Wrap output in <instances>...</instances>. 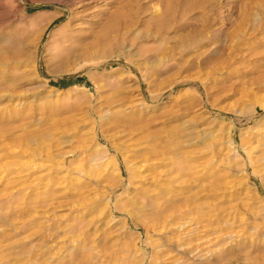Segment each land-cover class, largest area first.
<instances>
[{
  "label": "rangeland",
  "instance_id": "rangeland-1",
  "mask_svg": "<svg viewBox=\"0 0 264 264\" xmlns=\"http://www.w3.org/2000/svg\"><path fill=\"white\" fill-rule=\"evenodd\" d=\"M0 264H264V0H0Z\"/></svg>",
  "mask_w": 264,
  "mask_h": 264
}]
</instances>
